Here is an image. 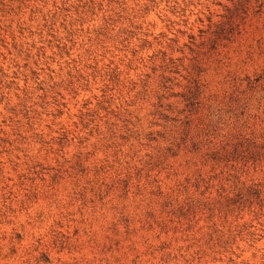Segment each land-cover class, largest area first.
Returning <instances> with one entry per match:
<instances>
[{
    "label": "rangeland",
    "instance_id": "obj_1",
    "mask_svg": "<svg viewBox=\"0 0 264 264\" xmlns=\"http://www.w3.org/2000/svg\"><path fill=\"white\" fill-rule=\"evenodd\" d=\"M0 264H264V0H0Z\"/></svg>",
    "mask_w": 264,
    "mask_h": 264
}]
</instances>
